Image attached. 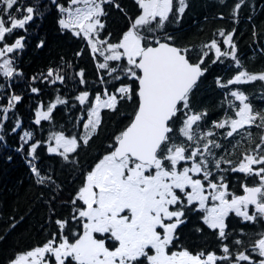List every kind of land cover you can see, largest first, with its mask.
Segmentation results:
<instances>
[{
  "label": "snow or ice",
  "instance_id": "snow-or-ice-1",
  "mask_svg": "<svg viewBox=\"0 0 264 264\" xmlns=\"http://www.w3.org/2000/svg\"><path fill=\"white\" fill-rule=\"evenodd\" d=\"M49 2L61 14L57 21L60 31L86 42L101 87L95 92L85 88L75 97L86 106L78 125L81 134L51 132L47 153L78 170L81 151L99 134L102 113H118L124 104L133 108L128 124L113 136L108 150L93 166L80 172L79 186L62 202L70 207L69 215L51 220L56 226L51 237L15 254L8 264H264V229L245 232L230 229L228 223L234 214L241 224L264 225V108L254 109L249 95L230 88L264 82V72L250 73L243 68L233 39L235 28L218 30L221 39L213 38L199 48L180 47L165 29L167 24L179 23L188 6L186 0H176L175 12L174 0H135L138 14L125 13L127 27L113 40L112 33L105 31V6L123 12L116 0H68V6L58 0ZM245 2L235 3L233 23ZM43 15L41 0L30 4L0 0V74L5 80L22 75L10 55L25 49L26 35L18 33L27 34L28 26ZM44 46L43 39L36 45ZM82 55L83 49L76 53ZM209 60L211 64L230 60L236 72L226 82L217 78V86L229 89L224 95L232 99L226 105L221 103L223 118L206 125L207 110H196L192 99ZM76 77L80 85L89 83L83 69ZM39 78L53 85L65 81L59 68H49ZM10 87V83H0V98L8 100L7 106H0V147L8 149L6 136L23 132L12 150L23 155L37 184L56 192L54 201L63 188L37 167L41 142L34 139L33 132L24 130L14 113L9 116L22 99L11 94ZM4 91H9L7 97ZM30 92L39 94L40 89L31 87ZM260 99L264 101V93ZM66 103L57 96L47 110L35 112L34 123L52 120L57 105ZM253 127L262 130L259 142L244 148L237 159L227 158L242 147V140L252 144L249 129ZM219 137L235 143L226 149ZM229 176L235 181L233 189ZM237 184L240 194L234 190ZM189 213H199L203 226L194 232L204 234L207 229L213 233L219 241V254L180 243L178 229L187 226Z\"/></svg>",
  "mask_w": 264,
  "mask_h": 264
},
{
  "label": "trees",
  "instance_id": "trees-1",
  "mask_svg": "<svg viewBox=\"0 0 264 264\" xmlns=\"http://www.w3.org/2000/svg\"><path fill=\"white\" fill-rule=\"evenodd\" d=\"M23 2L30 4L33 0H23ZM186 2L188 6L179 23L167 24L165 29L174 37L177 46L199 48L213 38L221 39L217 35L218 30L231 31L235 28L233 39L243 68L250 73L264 72V53L261 52L264 49V0H246L239 11L236 23H233L231 12L237 0H226L223 4L219 0H186ZM58 3L68 6V0H58ZM116 3L121 6L123 12L111 5L105 6L108 12L105 31L112 33L113 40L117 39L127 27L125 13L132 17L138 14L135 0H116ZM176 7V0H174V12ZM41 11L44 12L43 17L36 18L35 22L28 26L27 34L23 30L18 33V35H26L25 49L19 53L10 54L15 60L17 72L22 75L14 76L11 81H7L0 74V83L6 86L10 83L11 94L22 97L21 101L15 103V108L9 112V116L12 117L14 113L15 117L23 122L24 130L33 132L34 139L41 142V147L37 149L39 158L37 167L43 175H52L56 183L62 186L63 191L59 193L56 200L52 201L56 192L47 186L37 184L23 155L12 150L18 146L19 135L23 132L6 136L10 147L8 149L0 147V264H8L15 254L42 245L51 237V234L56 231V226L50 221L67 217L71 211L70 207L62 206V202L68 201L79 186L80 172L89 170L108 150L113 136L128 124V116L133 108L132 104H124L118 113H110L106 110L102 113L103 124L99 134L94 136L89 141V146L81 151L78 170L68 167L54 154L47 153L46 141L51 132L64 130L66 134H81L78 125L82 115L81 110L86 106L80 105L75 97L85 88L90 92L99 91L101 85L86 42L70 32L60 31L57 21L61 18V14L49 0H41ZM221 16L224 18L220 19ZM41 39L45 41V46L37 48L36 45ZM8 42L11 43L12 40L9 39ZM221 47L224 46L221 45ZM81 49H83V55L77 57L76 53ZM206 64H208V71L201 78L198 89L193 95L192 104L198 111L207 110L208 117L205 121L210 123L213 117L219 118L223 114L224 108L221 107V103L226 105L230 98L224 95L229 89H221L217 86V78L226 82L235 74L236 68L230 60L225 61V64H211L209 60ZM49 68L60 69V74L65 76L63 84L57 82L53 85L41 82L40 74L46 73ZM80 69L84 70L85 79L89 81L87 85L79 84L76 73ZM33 76L38 77L35 82L31 80ZM31 87L39 88V94L30 92ZM230 88L231 90L240 88L249 95L254 109L264 108V101L260 99L261 94L264 93V82L233 85ZM8 95L9 91H4L3 96ZM57 96L66 100L67 103L57 105L53 110L52 120L41 121V124L36 125L35 112L47 110L49 104L55 103ZM7 103L6 98H0V106H7ZM11 123L10 120L6 124V130L11 127ZM259 137L260 133L259 135L253 133L252 144H249L246 139L241 141L242 147L235 150L232 159H237L244 148L258 143ZM226 149L231 147L228 146ZM9 155L12 156L11 161L7 160ZM235 190L237 194L241 193L238 184ZM50 201H52L51 204ZM50 208L54 210L55 215ZM13 223H16L15 228L11 227ZM197 223L196 218L186 228L191 239V241L187 239L188 242L190 241L189 245L193 247L200 242L203 244L201 248L216 247L218 249L213 233L205 229L203 239L199 233L194 232ZM231 223L237 230L243 228L245 232L255 231V225L241 224L239 218L235 216ZM208 240L214 243L210 244ZM196 248L200 246L196 245Z\"/></svg>",
  "mask_w": 264,
  "mask_h": 264
},
{
  "label": "flooded vegetation",
  "instance_id": "flooded-vegetation-1",
  "mask_svg": "<svg viewBox=\"0 0 264 264\" xmlns=\"http://www.w3.org/2000/svg\"><path fill=\"white\" fill-rule=\"evenodd\" d=\"M238 89H240V88H238ZM230 99H232L231 97L228 99V101L230 100ZM228 103V102H227ZM239 102H237V104H238ZM229 114H231V113H229ZM223 115H224V112H223V114L222 115H220L219 116V118H215V117H213L211 120H210V123L208 122V121H205L204 123L206 124V125H211V121H216V120H219V119H222L223 118ZM207 117H208V115H207ZM217 131H224V130H217ZM249 131H251L252 132V134L254 133V135H259V133L261 134L262 133V130H260V129H257V128H255V127H253V128H251V129H249ZM219 139L221 140V142L222 143H224L225 144V147L227 148L228 146H230V147H232V144H234L235 143V141L233 140V141H231V142H228V141H225L224 139H223V137H219ZM238 139H240V137H238ZM242 141H244V140H242ZM221 154H224V153H221ZM232 157L234 158V155H231V156H227V158H229V159H232ZM234 175H239L240 176V179H243V176L242 175H240V174H234ZM235 184V181H233V179H232V176H229V187H230V189H233V185ZM234 190H235V188H234ZM241 190V189H240ZM236 191V190H235ZM250 211H251V208H250ZM187 218H188V223H187V226H181V228H182V230L181 229H178V233H179V235H180V243H182L185 247H191L190 245H189V242L191 241V239H190V236H189V234L187 233V227H188V225H189V223L191 222V221H193V220H196V218L198 219V223H197V226H195L194 227V229L196 228V227H202L203 225H202V223H201V221L199 220V213H189V214H187ZM234 219V214H230V216H229V220H228V223H229V228L230 229H232V228H235V225H233L232 223H231V221ZM257 229H264V225H262V224H257V225H255V231L257 230ZM209 231V230H208ZM209 233H210V231H209ZM200 235L199 236H201L202 237V235L203 234H201V233H199ZM234 235H235V233H234ZM190 239V241L188 242V240L187 239ZM203 238V237H202ZM204 239V238H203ZM197 241H198V239H197ZM209 241V243L210 244H212V243H214L213 241H210V240H208ZM216 241H217V245L219 244V241L216 239ZM212 242V243H211ZM197 246H200V248L203 246V244H201L200 242H197V244H196ZM195 245V246H196ZM206 249V248H205ZM206 250H217V252H218V254H219V250L216 248V247H214V249L213 248H208V249H206Z\"/></svg>",
  "mask_w": 264,
  "mask_h": 264
}]
</instances>
